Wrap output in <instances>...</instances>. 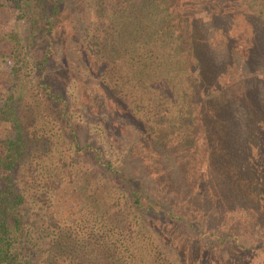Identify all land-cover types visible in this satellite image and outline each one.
<instances>
[{"label":"trees","instance_id":"trees-1","mask_svg":"<svg viewBox=\"0 0 264 264\" xmlns=\"http://www.w3.org/2000/svg\"><path fill=\"white\" fill-rule=\"evenodd\" d=\"M8 1L29 27L22 39L7 36L10 56H21L22 40L26 48L34 42L42 48L37 58L30 52L39 94L31 106V135L18 114L23 91L15 94L13 83L0 107V121L19 130L0 138V264H197L199 247L194 252L154 226L187 221L159 201L162 185L175 183L159 149L175 138L192 140L201 128L194 113H202L206 98L218 103L211 120L229 125L212 153L222 155L224 170L239 158L240 170L245 163L255 169L252 154H264V131L255 138L264 113L239 111V95L219 93L235 57L239 64L248 60L261 106L264 37L239 43L223 27L210 34L194 0ZM253 2L264 15V0ZM212 4L218 24L222 1ZM225 42L232 47L218 61ZM55 63L59 69L52 73ZM80 109L101 128L73 122ZM236 132L250 141L238 140ZM29 165L32 174L19 173ZM171 193L184 195L178 188ZM212 236L223 243L224 237Z\"/></svg>","mask_w":264,"mask_h":264},{"label":"rangeland","instance_id":"rangeland-1","mask_svg":"<svg viewBox=\"0 0 264 264\" xmlns=\"http://www.w3.org/2000/svg\"><path fill=\"white\" fill-rule=\"evenodd\" d=\"M217 1H222L224 11L220 18L222 21L218 24L212 19V13L217 8L213 6L212 0H194L193 9L202 11L205 21L210 24V34L223 27L225 31H232L239 43L246 41L243 40L245 36L260 34L264 37V15L258 16L259 11L255 5L258 3H254L253 0ZM227 5H230L228 10ZM73 8L74 14L76 10ZM82 12L87 15L85 5ZM28 28V23L21 17V11L8 0H0V107L4 105L10 84L13 83L15 94L19 95L20 91H23V98L18 100V114L22 117L21 126L31 135L30 128L34 125L36 118L32 115L31 106H34L33 98L38 99L39 94L36 88L38 74L34 66L35 58L30 55V52H33L34 57L37 58L41 52L42 43L34 42L31 47L26 48L28 41L22 40L21 56L14 59L10 56L13 42L10 37H7L16 35L22 39L28 36ZM231 47L229 42H225L215 59L218 61L224 59V52ZM248 62L250 61L239 64V59L235 57L234 68L226 70L222 76L220 85L222 91L219 94L239 95L240 103L236 106L239 111L245 110L243 107L246 109L248 107L253 112L261 109L264 113V101L260 102L259 107L254 99L259 95L257 90L255 91V82L250 77ZM76 64L81 65L82 61L75 62ZM14 67H17L15 72ZM255 67L257 66L254 65V70L258 75ZM58 69L59 65L55 63L49 71L53 73ZM259 71L264 77V67ZM82 75L78 68V79ZM56 81L60 79L57 78ZM262 93L264 94L263 91ZM214 101H207L205 98L204 105L199 107L202 110L201 114L196 109L194 116L199 118L201 128H197L192 133V140L175 138L170 146L163 145L159 149L162 165L172 173L173 183L175 182L172 186L162 185L161 190L165 194L160 196L159 201L164 207H171L175 213L185 216L187 221H181L183 223L178 221L171 225L158 220L154 226L164 235H177L179 244L186 243L194 252L199 247V251H202L199 257L202 260H198L197 264H264V154L261 153L260 157L252 154L255 169H252V163L251 165L245 163L246 168L240 170L241 159L239 158L230 160L233 167L228 171L224 170L225 162L221 158L222 155L212 152L213 145H216L215 141L219 142L221 135L226 136L229 125L227 121L222 123L218 119L211 120V114L215 115L216 112L214 105H218L213 103ZM91 115L81 109L77 110L73 122L82 123L84 128H88L87 125L101 128L102 125L90 122V119H95ZM45 121L47 122L48 118ZM127 121L130 122L128 119ZM261 121L263 124L258 126V135L255 138L263 136L264 118ZM230 130H235L233 125ZM18 131L12 123L0 121V138L7 135L15 136ZM84 132L87 135L88 132L86 130ZM80 137L84 140L83 132L80 133ZM249 137V134L240 135L238 140L250 141ZM261 140L264 138L262 137ZM164 142L162 141V144ZM188 143L189 146H186ZM24 171H27L29 175L32 174V166H25L19 173ZM246 180L249 184H246ZM175 188L180 189L184 195L180 193L182 197H175L176 194L171 193ZM196 235L204 236L197 239ZM212 235L224 237L223 243L214 239Z\"/></svg>","mask_w":264,"mask_h":264}]
</instances>
